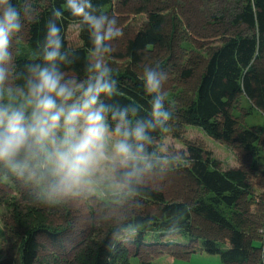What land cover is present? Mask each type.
Returning <instances> with one entry per match:
<instances>
[{"label":"trees","instance_id":"16d2710c","mask_svg":"<svg viewBox=\"0 0 264 264\" xmlns=\"http://www.w3.org/2000/svg\"><path fill=\"white\" fill-rule=\"evenodd\" d=\"M182 1L187 0H141L131 8L132 13L121 14L113 9V0H91L96 15H114L123 31L109 60L119 81V93L109 103L134 104L141 109L140 116L150 118L152 97L145 95L141 79L145 66L159 65L156 70L167 73L164 92L172 85L193 82L195 93L184 105L172 104L166 95L173 119L166 131L149 132L152 143L146 149L152 169L139 183L122 190L119 201L112 202L114 223L101 239L80 249L70 264H132V258L137 259L136 264H151L145 258L166 254L181 259L197 251L217 256L222 264L264 263V192H255V181L264 177L260 160L264 125L249 126L234 113L238 99L245 97L264 115V0H241L229 18L230 25L241 30L209 49L182 27L177 12ZM12 2L21 11V30L12 38L23 47L12 59L14 85H23L28 65L44 66L42 48L50 23L60 29L61 51L71 62L60 65L61 70L78 80L86 79L87 54L92 48L89 29L70 15L66 0ZM55 9L63 12L60 19L55 18ZM142 14L145 19L139 29L126 37L125 27L132 16ZM72 23L78 25L75 42L66 35ZM188 126L198 127L232 149L237 165L222 168L202 138H187ZM167 137L183 148L163 150ZM16 174L0 164V178L15 179ZM151 176L166 181L167 192L146 183ZM39 201L50 202L51 208L65 209L66 205L65 201H48L44 187ZM46 221L43 218L29 226L23 218L14 217L12 224H5L0 264H37L40 236L60 243L57 241L68 230ZM178 237L184 240H176ZM256 241L261 245H255Z\"/></svg>","mask_w":264,"mask_h":264},{"label":"clouds","instance_id":"9594fccd","mask_svg":"<svg viewBox=\"0 0 264 264\" xmlns=\"http://www.w3.org/2000/svg\"><path fill=\"white\" fill-rule=\"evenodd\" d=\"M66 9L89 29L86 79L68 76L63 41L55 24L47 25L42 62L28 65L23 85L8 83V49L21 30V11L12 0H0V164L43 185L48 201H68L107 182L121 190L139 183L153 167L146 145L149 132L166 131L173 119L166 107L165 72L145 66L142 83L149 101L148 117L134 104L109 103L119 93L109 60L123 36L117 18L91 0H66ZM63 15L54 10L56 19Z\"/></svg>","mask_w":264,"mask_h":264},{"label":"rangeland","instance_id":"374dc122","mask_svg":"<svg viewBox=\"0 0 264 264\" xmlns=\"http://www.w3.org/2000/svg\"><path fill=\"white\" fill-rule=\"evenodd\" d=\"M240 1L187 0L178 2L177 12L182 27L191 33L200 44H203L205 49H209L222 43L228 35L241 30V28L232 27L229 23V18L236 11ZM140 4L141 0H113L112 2L113 9L121 14L132 13V9ZM107 8L105 9L107 10ZM144 19V14L132 16L125 27V36L134 35ZM78 33V25L70 24L66 31L68 40L77 41ZM182 46L187 50L190 48L187 44H182ZM22 48L19 40L12 38L9 46L11 60L3 66L8 70V83L13 87L15 85L12 78V59L14 54L19 53ZM194 87L195 83L193 82L172 85L165 93L172 104L184 105L193 99ZM234 113L244 119L249 126L264 125V115L253 108L245 97L238 99L234 106ZM186 136L190 139L202 138L212 157L221 162L222 168L226 169L237 165L238 157L232 149L206 136L198 127L188 126ZM166 147L181 149L183 145L171 137H167L163 141L162 149L165 150ZM260 160L264 163V146L260 149ZM145 182L167 192L166 181L157 180L151 176ZM42 187L43 185L29 179L27 174L23 176L16 174L15 179L0 178V259L3 258L1 246L5 224H12L14 217L23 218L29 226L46 218L48 225L55 228L65 227L68 230L57 241L60 243H53L50 238L40 236L42 247L37 264L72 263L80 249L85 248L86 244L94 240L101 239L108 227L114 223L115 212L112 202L119 201L121 189L110 187L107 182L99 184L91 191L65 201V211L62 206L51 208L50 202L41 203L39 201ZM255 192H264V177H259L255 181ZM176 240L183 241L184 239L178 237ZM254 244L261 245L258 241ZM196 253L198 251L181 259H173L169 255L160 254L156 257L145 258V260H150L151 264H216L213 263V259H205ZM171 259L174 260V263L171 262ZM130 262L136 264L137 259L132 258Z\"/></svg>","mask_w":264,"mask_h":264},{"label":"crops","instance_id":"0c3cea01","mask_svg":"<svg viewBox=\"0 0 264 264\" xmlns=\"http://www.w3.org/2000/svg\"><path fill=\"white\" fill-rule=\"evenodd\" d=\"M196 254H198V256H202V257H204L205 259H213L212 261H213V263H216V264H222V262L220 261V259L217 257V256H210V255H206V254H204L203 252H201V251H198V253H196ZM212 257V258H211ZM171 262L172 263H174V260L173 259H171Z\"/></svg>","mask_w":264,"mask_h":264}]
</instances>
